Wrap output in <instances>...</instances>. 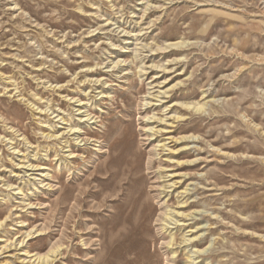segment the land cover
I'll list each match as a JSON object with an SVG mask.
<instances>
[{"label": "rangeland", "instance_id": "1", "mask_svg": "<svg viewBox=\"0 0 264 264\" xmlns=\"http://www.w3.org/2000/svg\"><path fill=\"white\" fill-rule=\"evenodd\" d=\"M47 256L264 264V0H0V264Z\"/></svg>", "mask_w": 264, "mask_h": 264}, {"label": "bare ground", "instance_id": "2", "mask_svg": "<svg viewBox=\"0 0 264 264\" xmlns=\"http://www.w3.org/2000/svg\"><path fill=\"white\" fill-rule=\"evenodd\" d=\"M121 63V62H120ZM119 66L120 65H118V68H119ZM117 68V67H116ZM100 82V81H99ZM99 82H97V83H99ZM77 102H80V101H77ZM203 108H205V106L204 105H202V106H199L197 109H196V111H200V110H202ZM81 109H79L78 111H80ZM85 113H87L88 111H84ZM52 114H54V113H52ZM57 117H59V115L57 116ZM83 117H85L86 118V120H87V122H89L90 120H93L94 119V117H92L91 118V114H85ZM61 120H63L64 121V118H61ZM72 131H74L72 134H76V133H79V132H77L76 130H72ZM77 136V140H79L80 139V135H76ZM83 141H88V140H82L81 142H83ZM72 158V157H71ZM134 166L135 167H137V163L135 162L134 163ZM139 166V165H138ZM25 169H33V168H31L30 167V165L28 166V167H26ZM130 169V168H129ZM130 173V172H129ZM132 174V173H131ZM11 186H8V188H10ZM12 188V187H11ZM165 188V187H164ZM167 188V187H166ZM12 190H15L14 188H12ZM164 191V190H163ZM164 193V192H163ZM142 199H143V197H141ZM136 199V198H135ZM140 199V198H139ZM132 200H134V198L132 199ZM135 201V200H134ZM132 204V203H131ZM140 205L139 206V208H140V210L138 211L139 213H140V217H139V220H138V222H137V224L135 225V229H136V231L137 232H139V231H141L142 230V227H143V224L145 223V221H148V220H150V219H152L153 217H154V215H155V213H148V211H147V208H146V206H145V204L144 205H142L141 204V201H137V203L135 202V205ZM133 207V206H132ZM132 210V209H131ZM134 212V211H133ZM134 216V215H133ZM172 214H171V212H169L168 214L166 213V212H162V214L158 217V219H157V221L158 222H160V225H163V226H165V228L169 225V224H172ZM224 216L225 217H227V213H225L224 212ZM224 226H226V225H224ZM31 234H29L28 236H30ZM41 235V234H40ZM183 243H185V242H187V240L184 238L183 239V241H182ZM167 245H175V238L174 237H172V239H171V241L167 244ZM53 253H54V255H55V253H56V251H53ZM52 257V256H51ZM56 258V257H55ZM38 259H39V263L38 264H50L51 262H53V261H55V259L54 260H50V257L49 256H47V257H38ZM40 261L42 262V263H40Z\"/></svg>", "mask_w": 264, "mask_h": 264}]
</instances>
